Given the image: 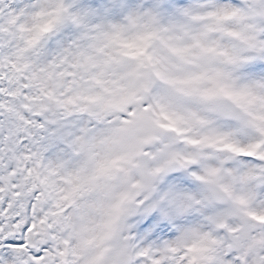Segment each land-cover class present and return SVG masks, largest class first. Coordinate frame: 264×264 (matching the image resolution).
<instances>
[{
	"label": "snow or ice",
	"instance_id": "6c2138e0",
	"mask_svg": "<svg viewBox=\"0 0 264 264\" xmlns=\"http://www.w3.org/2000/svg\"><path fill=\"white\" fill-rule=\"evenodd\" d=\"M0 264H264V0H0Z\"/></svg>",
	"mask_w": 264,
	"mask_h": 264
}]
</instances>
